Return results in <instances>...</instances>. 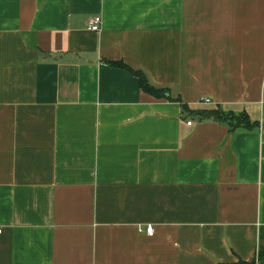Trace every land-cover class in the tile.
<instances>
[{"label":"crops","instance_id":"0c3cea01","mask_svg":"<svg viewBox=\"0 0 264 264\" xmlns=\"http://www.w3.org/2000/svg\"><path fill=\"white\" fill-rule=\"evenodd\" d=\"M0 228V264H264V0H0Z\"/></svg>","mask_w":264,"mask_h":264},{"label":"trees","instance_id":"16d2710c","mask_svg":"<svg viewBox=\"0 0 264 264\" xmlns=\"http://www.w3.org/2000/svg\"><path fill=\"white\" fill-rule=\"evenodd\" d=\"M112 64L125 67H128L123 64L122 62H112ZM139 79V84L142 90L152 96L155 97H164L166 99H172V97L166 95L165 93L168 92L167 89H162L155 87L152 85L146 75L141 70H132ZM184 111L189 112L192 115H196L199 119H210L213 121H225L228 123L231 130H235L237 128H251L253 126H258V121L252 122L246 112L235 114L230 111H225L220 106L212 107V108H204V109H190L188 105H182ZM259 258L261 259L264 256V248H260L258 251ZM242 264H254V261L244 262L241 261Z\"/></svg>","mask_w":264,"mask_h":264},{"label":"built area","instance_id":"2783aa9c","mask_svg":"<svg viewBox=\"0 0 264 264\" xmlns=\"http://www.w3.org/2000/svg\"><path fill=\"white\" fill-rule=\"evenodd\" d=\"M100 23H101V18L100 16H92L89 18L88 20V28L92 31H99L100 30ZM200 101L204 102V103H210V99L208 98H204L201 99ZM188 124H191V121L187 122ZM2 229L0 228V233H1ZM146 233L147 235H153L154 233V229L151 226H148L146 228Z\"/></svg>","mask_w":264,"mask_h":264}]
</instances>
